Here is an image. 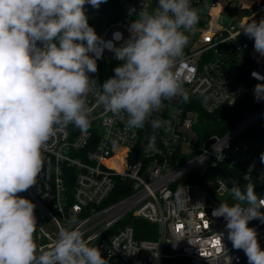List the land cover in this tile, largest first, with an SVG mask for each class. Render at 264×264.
Listing matches in <instances>:
<instances>
[{"label":"built area","instance_id":"2783aa9c","mask_svg":"<svg viewBox=\"0 0 264 264\" xmlns=\"http://www.w3.org/2000/svg\"><path fill=\"white\" fill-rule=\"evenodd\" d=\"M118 5L125 16L99 36L105 42L113 41L116 33L127 40L131 22L145 6L151 13L157 0H118ZM192 6L199 22L188 34L175 69L187 102L180 97L165 101L143 129H129L123 119L105 114L90 92L88 130L69 124L42 150L44 164L37 183L17 193L35 205L37 258L63 228L78 229L90 238L108 264H248L244 251L234 249L227 239L224 218L212 212L232 200L234 185L243 189L246 175L257 196L264 198V162L247 155V147L239 143L253 127L264 126V105L224 134L201 135L196 125L200 112L213 115L251 95L252 86L244 79L264 83V57L255 52L254 40L240 31L249 18H264V0H192ZM130 8H135L131 16ZM229 10L255 12L239 26L234 19L223 26L220 19ZM124 40L113 43L120 47ZM109 59H116L114 52L103 48L96 62ZM102 85L96 81L95 92H102ZM154 118L168 121L169 127L156 130L153 151L147 145ZM178 189L183 190L180 206L175 202ZM165 192L172 195L165 198ZM137 222L156 227V238L138 239L142 228H136ZM249 227L256 230L264 249V224L252 220Z\"/></svg>","mask_w":264,"mask_h":264},{"label":"clouds","instance_id":"9594fccd","mask_svg":"<svg viewBox=\"0 0 264 264\" xmlns=\"http://www.w3.org/2000/svg\"><path fill=\"white\" fill-rule=\"evenodd\" d=\"M107 0H0V264H108L101 250L92 246L78 229L61 228L49 250L37 258L35 205L17 195L37 183L49 139L69 124L81 131L90 127L86 106L90 92L105 114L124 120L129 129H143L165 101L177 97L188 101L180 74L189 36L199 22L192 0H157L151 13L145 6L131 22L130 36L120 47L100 39L88 23L85 5L99 9ZM135 8L129 9L131 16ZM254 40V50L264 57V18H249L240 31ZM239 31V33H240ZM238 33V35H239ZM103 48L121 61L114 76L95 92L96 60ZM257 102L264 100V83L254 90ZM126 117V119H125ZM153 134L147 149H156V130L169 122L150 120ZM264 162V153L260 155ZM234 185V201L214 209L212 215L226 221L227 239L243 250L248 264H264L257 232L249 222L264 224V198L258 197L248 179ZM183 190L175 193L179 205ZM172 193L165 192L167 198ZM180 206V205H179ZM220 234V238L223 237Z\"/></svg>","mask_w":264,"mask_h":264},{"label":"trees","instance_id":"16d2710c","mask_svg":"<svg viewBox=\"0 0 264 264\" xmlns=\"http://www.w3.org/2000/svg\"><path fill=\"white\" fill-rule=\"evenodd\" d=\"M86 15L88 17V23L91 27L94 28L98 37L100 32L104 28L103 20L106 21L107 25H118L123 21L124 16L120 14V8L118 5V0H107L106 3H102L99 9L89 11L85 8ZM97 63V72L89 73L88 75L94 78L96 81L103 84L107 79L114 76V68L119 66L121 61L117 59H109L105 61L96 62ZM250 69V68H249ZM246 83H249L252 86V94L241 101L233 108H223L213 115H206L200 112V120L203 121L205 127V135L211 134H224L237 123L248 113H252L258 110L264 105V100L257 102L254 98V88L257 85L256 83H250L246 79L243 80ZM262 130L264 133V126L262 123L256 126L255 129L250 132H257ZM142 228L136 233L138 239L152 240L156 238V227L150 226L144 222H137L136 228ZM145 229V230H144ZM150 234L148 232H152ZM155 233V234H154ZM177 264H189L186 261H180Z\"/></svg>","mask_w":264,"mask_h":264},{"label":"rangeland","instance_id":"374dc122","mask_svg":"<svg viewBox=\"0 0 264 264\" xmlns=\"http://www.w3.org/2000/svg\"><path fill=\"white\" fill-rule=\"evenodd\" d=\"M223 1L224 0H218V2L220 3ZM242 1H244L245 3H249L253 0H242ZM85 8L89 11L95 10L90 5H87V4L85 5ZM258 8L259 7H256L255 10H257ZM255 10H249V11H243V12H233L229 10L225 12L223 16L221 17L220 24L223 26H228L229 24L232 23L231 20L234 19L235 20L234 23L237 26H239L241 19L251 16L255 12ZM120 14L125 16L121 10H120ZM103 24H104V28L100 32L101 35H103L104 33H107L108 31H110V29L113 26H115V25H107L105 20H103ZM240 40L241 42H243L242 38ZM255 128L256 126L253 127L251 130ZM196 130H198L201 135H204L205 127H204L202 120H200L199 123L196 125ZM251 130H249L242 136L239 143L242 147L243 146L247 147V150L245 152L247 155H251V156H254L260 159L261 153H264V133H262V130H258L256 133L250 132ZM233 202L234 201L231 200L229 204H232Z\"/></svg>","mask_w":264,"mask_h":264},{"label":"bare ground","instance_id":"6f19581e","mask_svg":"<svg viewBox=\"0 0 264 264\" xmlns=\"http://www.w3.org/2000/svg\"><path fill=\"white\" fill-rule=\"evenodd\" d=\"M101 35V34H100Z\"/></svg>","mask_w":264,"mask_h":264}]
</instances>
